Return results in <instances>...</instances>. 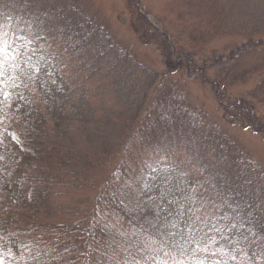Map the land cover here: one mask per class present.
Instances as JSON below:
<instances>
[{"label":"rangeland","instance_id":"rangeland-1","mask_svg":"<svg viewBox=\"0 0 264 264\" xmlns=\"http://www.w3.org/2000/svg\"><path fill=\"white\" fill-rule=\"evenodd\" d=\"M136 17L166 37L170 68L159 42L138 40ZM3 31L15 46L0 52V264L24 258L22 250L6 252L5 221L30 218L48 227L72 215L99 219L105 249L93 264H264V132L225 108L245 100L264 121V103L248 96L251 80L216 89L219 69H202L208 55L264 40V0H0ZM177 50L195 56L180 60ZM234 67L258 82L264 46ZM164 90L201 109L200 129L180 121L165 130L136 124ZM172 110L165 111L169 118ZM129 138L141 143L129 144L126 156L113 152L103 184L123 211L96 207L92 214L97 190L65 184L60 152L100 159ZM48 144L59 153L46 154ZM225 173L250 181L240 208L224 192ZM43 175L60 177L44 190ZM187 216L202 222L185 225ZM193 236L190 245L185 238Z\"/></svg>","mask_w":264,"mask_h":264},{"label":"trees","instance_id":"trees-1","mask_svg":"<svg viewBox=\"0 0 264 264\" xmlns=\"http://www.w3.org/2000/svg\"><path fill=\"white\" fill-rule=\"evenodd\" d=\"M135 21L132 22V28L134 29L138 40L141 42L149 43V42H159V49L162 50V53L165 57L166 65L168 64L169 57L171 56L172 48L166 43L165 38H162L155 30L148 25V23L142 19L136 17ZM227 29V28H226ZM88 32V31H87ZM90 33V32H89ZM78 37L79 32H77ZM148 35V36H147ZM88 36V35H87ZM91 36V33L88 37ZM166 36V35H165ZM171 36H173L171 34ZM193 36V35H191ZM188 35L186 38L189 39V48H195V42L190 39L191 37ZM88 43L92 42V40L88 39ZM150 39V40H148ZM257 42H253L252 39L248 40L247 43H242L241 45H234L230 52L227 55H219L213 56L208 55V57L202 61V68L204 71H209L211 67L218 68V74L214 77V88L218 89L221 86L224 88H230L232 85L238 84H246L248 81H252V88L249 90L248 96L258 104L264 103V73L260 75L259 81L254 80L253 75L245 72L243 68H240L239 71H235V65L237 62H240L242 56H244L250 50H253L256 47L264 46V40L261 38H257ZM153 40V41H152ZM174 41V38L172 42ZM174 44V43H173ZM171 48V49H170ZM183 46L181 47V49ZM182 51L177 50V57L180 60L187 61L188 59L195 56V54H184ZM182 62V61H181ZM197 62V61H196ZM193 62V65L194 63ZM178 63L173 69H175ZM227 65V69H220L223 66ZM170 68V64L167 65ZM237 68V67H236ZM201 69V72H202ZM252 78V79H251ZM161 95L154 100L153 106L151 104V108L156 106L154 109L149 110L146 116H142L141 120L136 124L142 126L145 129H167V127L178 126V122H184V124H189V126H193L194 128L200 129L202 127V112L201 109L196 108L191 103H186L185 100L180 99V94H175L170 91L164 90L160 92ZM237 105L232 104V108L229 111L227 107L230 104H227L226 110L229 115L234 119L246 122L249 127L253 128L255 132L260 131L262 134L264 132V121L262 118H257L254 114V109L252 105L245 101ZM180 102V103H179ZM171 106L172 117H168L165 111ZM196 108V109H195ZM196 121L197 123H195ZM182 124V123H181ZM195 124V125H193ZM198 125V126H197ZM136 125L131 128V132L134 133L136 129ZM127 139V138H126ZM124 139L121 146L118 145L116 150H112L111 154L108 157L97 158L95 152L90 153H78L72 155L68 151H61L62 159L57 162V167L62 174L63 169H65V184L69 186H76V189H80L83 185H87L97 190V196L93 198L94 201V209L92 214L96 213V207L98 211H105L107 208L112 206V210H115L120 214L118 206L117 198L112 194V192L107 189V185L104 186V183H109L111 177L107 169L109 167V161L113 158V152H121L124 151L123 155H127L128 149L127 146L129 144H135L136 142L141 143L140 140H135L134 138L129 140ZM143 142V140H142ZM138 143V144H139ZM48 147H45L46 154L53 155V153H59L56 144H48ZM66 150V147H65ZM44 152V153H45ZM59 164H64L63 169ZM155 171L158 169H154ZM157 173V172H154ZM40 174H38L39 176ZM81 176L80 182L76 183V177ZM35 176V174H34ZM59 175L56 177H52L53 179L48 180L44 175L41 176L39 180V186L42 189L45 188L44 185H50L51 181L57 180ZM78 179V178H77ZM249 179V177H248ZM36 180V178L31 179ZM101 182V186H98V183ZM247 180V179H246ZM249 181V180H248ZM44 184V185H43ZM61 185L62 184L60 183ZM81 185V186H80ZM80 187V188H79ZM45 190V189H44ZM26 193V192H25ZM256 193V192H255ZM85 198L87 196L82 194ZM85 198L81 200V205H84ZM112 202V203H111ZM114 203V204H113ZM86 204V202H85ZM82 205V206H83ZM66 209V208H65ZM122 210V209H121ZM123 211V210H122ZM122 214V213H121ZM64 216V214L62 213ZM123 215V214H122ZM93 215L88 216H80L77 217L72 215L70 219H61L60 216L58 221L55 224H50L48 227H45L41 221H36L34 219L27 218L28 221H17L11 220L5 221L3 223V229H1L4 235V244L10 249H5L6 252L9 250L18 249L24 252V258L20 261V264H93L95 262L96 255L103 252L105 249L104 243L102 244L103 231L99 226V219L96 217H92ZM228 229V228H227ZM231 232V229H230ZM5 233V234H4ZM51 237L52 241L47 242L44 246L45 239L47 237ZM37 241V243H36ZM53 242V244H52ZM2 248V247H1ZM0 248V250H1ZM253 255V251H247V254ZM249 255V256H250Z\"/></svg>","mask_w":264,"mask_h":264},{"label":"snow or ice","instance_id":"snow-or-ice-1","mask_svg":"<svg viewBox=\"0 0 264 264\" xmlns=\"http://www.w3.org/2000/svg\"><path fill=\"white\" fill-rule=\"evenodd\" d=\"M32 2H34V0H29V3ZM41 3H43V0H41ZM17 39H19V37H17ZM14 46L15 42L9 43L7 31H3L2 33H0V52L6 49L7 52L10 53L14 50ZM229 167H231V165H229ZM225 176L226 179L224 192L231 196L233 202L236 203L237 208H240L241 204L238 202V200H242L244 197L247 196L245 186L250 183V181H247L240 173H236L234 176H228L227 173H225ZM248 207H251V205H248ZM189 222H191V225L193 226V228H195L198 222H202V218L197 217L196 219H193L191 216H187V218L184 220V223L185 225H188ZM185 240L191 245L193 241H196V237L193 236L191 241H188L187 238H185ZM197 242L200 243L202 246H206V234L204 238Z\"/></svg>","mask_w":264,"mask_h":264}]
</instances>
